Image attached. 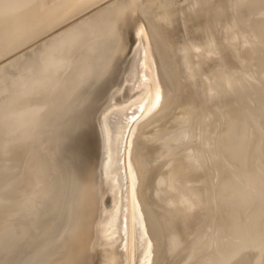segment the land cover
<instances>
[{
  "label": "bare ground",
  "instance_id": "6f19581e",
  "mask_svg": "<svg viewBox=\"0 0 264 264\" xmlns=\"http://www.w3.org/2000/svg\"><path fill=\"white\" fill-rule=\"evenodd\" d=\"M94 1H96V0H0V58L3 55H5V53H7V52L15 49L16 47H19L20 45H22L25 41H28V40L32 39L33 37H35L36 35L43 33V32H47L48 30L52 29L57 24L61 23L63 20L68 18L69 16H72L77 11L79 12V11H82L84 8L87 9L88 7L93 6V5H91V3H93ZM121 1H123V0H121ZM124 1L125 2H123V4H119L120 3L119 1H117L118 3H116V2L111 3L110 2L109 6H112L111 4H114V3H116L119 6L115 5L116 6L115 9H112L110 7V9H112L113 12H110L107 9L108 7H104V8H106L105 9L106 12L102 11V13H105L106 15L105 14L104 15L98 14L99 16L100 15L103 16V19L105 18L104 16L108 17L107 14H109V15H110V13L112 14L109 16L110 19H108V18L104 19V20L108 19L109 24L108 25L103 24V25H105V27L103 26V29H101L102 27L99 28L98 26L96 27V26H93L92 24L90 26L89 25L84 26L83 22L85 24V21L87 19L85 20V17H84V19L81 18L80 20L76 21L75 20L76 17H75L73 19V23H70L67 26H65V24H63L65 27L63 26L64 28L62 27L59 31L56 30L57 32L53 31L54 32L53 35L51 32L50 37L47 39V41H49L48 46H50V48H49L50 50H48L46 57H44L45 59L42 60V61L46 62V64L43 63V64H45V67H46L44 69H46V71H47V72H45L46 76H45V74L42 73L44 75L43 78H40L42 76H39V79H37L38 77H35L33 75L35 77L34 78L35 81H33V84L29 83L30 86L32 85L31 88L28 87V89H31V90H28L27 88L26 89L25 88L20 89V88H18L19 86L17 85L16 88H18L19 90L13 91L15 93L11 94L9 96V97H11V101L9 100L10 101L9 104L7 103L9 106L5 105L6 111H4V108L3 109L0 108V109H2V110H0V112H1L0 115L1 114L5 115V119H2L3 117L2 118L0 117L2 119V120H0V125H2V126L6 125V126H4V130L2 129V131L4 132L3 134H6V132L9 133V131H10V133L13 131H16L17 130L16 128H18V126H20V124L24 121L25 116L23 113H26L29 110H32V112H33V109H35V111H37L42 106H44V101L49 96V93L52 90H54L56 81H59V79H60V77H58V80H56L57 79L56 74L59 72L60 74L59 73L58 74L63 76L62 74L64 72H62V71L69 69L67 67L70 66L69 65L70 61H71L70 57H72V55H74L75 52H78V54H77L78 60L79 59L80 60H79L78 65L75 68L76 72H74L75 70L73 69L72 76L69 78L72 83L71 84L69 83L70 84V86H69V84L66 85V83L63 82L65 84V86H63V89L61 88V90L56 92V94L54 93L55 95L54 94L51 95L52 96L51 99H53L51 102L52 106H50L48 108V110L46 109V111L44 112L46 114L45 116H47L48 113L53 112L54 116H52V118L55 117L56 119L51 120L52 118L50 117L51 118L50 121L46 125H44V128L43 127L40 128L41 132H38L41 134V136H39L40 138L36 137V141H35V143H36L35 149L36 150H35V152H37L38 155L40 156L39 159H37V160H39V161L41 160L39 163H40V165H43L42 170L45 174L44 177L49 176V178L51 179V182H50L49 187H48V189H50V192H49V195H42L38 204L36 206H34L33 209L31 210V215L29 216V220H28V227L30 226L29 238L31 239V245L28 246L29 249L26 250L25 253H23V254L21 253L22 255L16 260V262H19V264L31 263L32 260H34V258H38L39 256H43L45 259L46 258L50 259V261H52L54 257H59L58 254L65 252L67 245L70 243V241L75 236L76 231L79 229L82 230L83 228H85V227H82V228L79 227L81 225V222H84L83 223V225H84L85 222H87V219L91 218L93 216L92 212H93L94 208L91 206L92 205L91 200L88 197V195L90 196V194H89V191H90L91 192V198L93 196L96 198L98 195V192L96 191L95 186L92 187L93 183H94L93 178L87 179V180L82 179L83 177H85L84 175H85L86 166H87L89 158H90V152L87 151V153H85V150H84L85 146L84 145H85V141H87L90 145V149H91V147H93L94 141L92 140V138L94 135V127H96V124L99 125V123H100L99 117H98V119L94 118V115L96 113V110H94V109L96 107V104L100 101L101 97L105 94L106 96L103 100H105L104 102H106L109 105L115 104L116 101H118V100H119L118 103H122V102L126 101L125 98H121L123 96H126V93L122 91V90H124V86L123 87H120V86L127 84L129 82V80H131V78H129V76H130L129 73H126V77H122L120 79V80H122L121 84L120 85L117 84V87L115 85L116 88L112 89V85H111V90H110V89H108V87L110 86V84L115 82V80L113 81L112 77L115 74L116 64L118 63L119 67H120L121 63H123L125 58H126V55H127L126 52H128L127 49H129L128 45L131 46V44L128 43L129 38H130V41L134 42L133 41L134 40L133 34H132L133 31L136 30L135 33L136 34L138 33V35L143 33V26L141 25L142 19H145V21H146L145 23L148 26V29L150 32L149 35H151L150 38H152V41H153V45H151V47L153 46V48H154V51L156 54L155 59L157 61V67H156V69H154L155 70V72H154L153 69L151 70V67H152L151 63L148 64L149 60L147 62V58H145V56H146L145 53H142V56H140V54H139V57L137 56L139 59L141 58V60H142L143 76L145 77L148 75V78H150L149 76L151 75V84L149 85V87H150L152 92H150L148 94L150 96V99L147 100L148 102L145 105L146 115L148 112L150 113V112L154 111L152 113V115L150 114V115H148V117L153 116L154 119L157 118L158 115L160 117L161 115L159 113L160 112L163 113V109L166 110V108H163L164 104H167L169 101H171V97H175L173 95L171 96V94H172L171 88L169 85H167L168 84L167 80L171 82L172 81L171 79H173V77H175L177 79L179 78L180 80H182V82L180 80H178L179 82L177 84L181 83L180 85H184L185 87L187 85V84H183L184 83L183 78H185V77L181 76L180 75L181 73L178 74L179 70H181L184 67L179 66V68H180L179 70L177 67H176V69L174 67L171 70L168 67H166L165 61H168L167 58L170 57L169 54L167 53L169 51V50H167L168 48H166L167 43H166L162 33H160V32L157 33L153 24L150 22L149 19H147L146 16L148 15V13H146L145 10H144V13H146L147 15L140 13V5H139V2L138 3L136 2V0H129L128 2L126 0H124ZM188 1H190V0H188ZM188 1H186V2L188 3ZM244 1L245 0H237V1L234 0V2H238L239 5L243 4ZM186 2H184V3H186ZM222 2L223 3H218V4L224 5L225 4L224 2H226V1L222 0ZM232 2H233V0H231V3ZM262 2H264V0H252L250 4H251V7L255 8L258 4L260 6H262L263 5ZM184 3H182V4H184ZM203 3H198L196 5L197 6L196 8H198L199 4L202 5ZM95 4H97V3H95ZM98 5H101V4H98ZM184 5H186V4H184ZM208 5L205 4L204 5V6H206L205 8H208ZM96 7H97V5H96ZM112 7L114 8V5ZM200 8H202V7L200 6ZM223 8H224V6H223ZM179 9H182V8H179ZM217 9L218 8L214 7V9H212V12L214 11V13H215V10H217ZM163 10L164 9H162V11ZM183 10H185V9L183 8ZM183 10H182V13L183 12L187 13V14L183 13V15H189V16H187V18L190 19L191 12H190V14H188V12H187L188 10H186V11H183ZM199 10H200L199 8H198V12L196 10H194V13L195 14L200 13L201 11H199ZM203 10H202V12H205ZM107 11H109V12H107ZM159 11H161V9H159ZM164 11H166V10H164ZM219 11H217V12H219ZM166 12H168L167 13L168 14V22H169V20L172 19L171 24L174 25L173 23H176L179 16L176 17V19H174L173 17H175V16L172 17L171 14L172 15H173V13L177 14V12H175V11L169 12V10H167ZM214 13H213V15H218V13H216V14H214ZM82 14H80V15H82ZM183 15H181V16H183ZM197 15L194 16V19L192 18L193 16H191V18L193 20H196L195 17H198ZM219 15L221 16L220 13H219ZM170 16L172 18H169ZM263 16H264V14H263ZM87 17L89 18L90 16H87ZM100 17H98V18H100ZM98 18L93 16V19H97L96 21L98 23H101V22H99ZM182 18L185 19L186 16L182 17ZM198 18H200V17H198ZM202 18L205 19V17L203 15H202ZM221 18L224 19L222 16H221ZM93 19L91 17V21H93ZM100 19H102V18H100ZM192 19H190V21L186 20L185 23L186 22L192 23L193 22V21H191ZM74 20H75V22H74ZM89 20H90V18H89ZM173 20H176V21L174 22ZM96 21H94V23ZM100 21H102V20H100ZM200 21H202L201 18H200ZM88 22L91 23L90 21H87V23ZM160 22L162 23V21H160ZM262 22L264 23V18H262ZM220 23H222V22H220ZM239 23H240V25H239ZM239 23H238V25L240 28L241 22H239ZM169 24H170V22H169ZM169 24L165 23V24H163L164 26L160 25L161 29L163 28V29L167 30ZM233 24L237 30L238 26L235 23H233ZM165 25H167V27ZM175 25H176V28L174 27ZM175 25L171 29L168 28V31H166V32L162 31L163 29L161 31L163 33H166L165 35H168L167 33H169L170 31L171 32L176 31L177 27H179V29H180L181 26H179L178 23H176ZM210 25H211V23H210ZM190 26L191 25L189 24L188 27H190ZM169 27H171V26H169ZM56 28H54V29H56ZM210 28H211V26H210ZM148 29H147V31H148ZM169 29H170V31H169ZM172 29H174V30H172ZM179 29H178V32L170 33V35H172V36H173V34L174 35L177 34L176 36H178V37H176V36H175L176 38H173L172 36L168 37V38H171L170 40H176V43H178L176 45L175 41L174 42L171 41L170 43H173L172 45L180 46L182 44L181 40H178L181 38L179 36V35H181ZM114 31H115V36H114L115 41H112L113 43L109 46V50L106 51V54H102L101 52H98V53L95 52L94 53L93 51H95V50H93V49L97 48V45H98V47H101V45L103 43H106L107 40L112 37ZM190 32H192V30ZM178 33H179V35H178ZM88 35H90V38L92 37L91 39L93 41L87 40L88 42L84 43L83 38L86 39L85 37H88ZM130 35L132 37H130ZM196 36L197 37L200 36L199 33H197ZM194 37H195V35H194ZM197 37L194 39L197 40ZM43 38H45V36H43ZM202 38H204V36ZM163 40H164V42H163ZM196 40H195V43L196 44L198 43V45H199V43H201V39L197 40V42H196ZM41 41H43V39H41ZM152 41H151V43H152ZM110 42H111V40H110ZM179 42H181V44H179ZM33 43L34 42H32L31 44H33ZM186 43L188 44V42H186ZM186 43H183V44H186ZM188 45H186L185 47L189 48ZM198 45H196V46H198ZM102 46H104V45H102ZM176 46H174V47H176ZM45 48H47V47H45ZM45 48H42V49H45ZM190 48H192V47H190ZM190 48L186 51L190 50L189 56L194 57L193 55H191L192 49H190ZM101 49H103V48H101ZM131 49H132V47H131ZM176 49H179V48L176 47ZM57 50H58V52H56ZM87 50H92L91 53H93V54H87V53H89V51H87ZM98 50H100V49H98ZM104 50H106V49H104ZM172 50H174V49H172ZM181 50H183V49H181ZM18 51H20V50H18ZM135 51L133 52V50H132L131 51L132 54L135 55V53H136ZM186 51L183 53H186L188 56L189 52H186ZM176 52L178 53V56L180 55L178 57V59L179 58L181 59L180 62H182V58L184 59L182 64L183 63L186 64L187 61H185V60L190 59V58L189 59L186 58L187 57V56H185L186 54L185 55L181 54L180 49L178 51L176 50ZM13 53H15V52L13 51ZM43 54H44V52H43ZM94 54H96V55H94ZM174 54H175L174 57H176L177 54L176 53H174ZM12 55L13 54H10L8 57H10ZM170 55H171V53H170ZM12 57L14 58V56H12ZM35 57H37V56H35ZM42 57H43V55H42ZM92 57L96 62H97V59H101V57H102V60L104 57L106 59V61L102 62L101 64L99 62L100 66H98L99 64H97V66H94V67L91 66L93 68H90V66L87 64V61H88V59H92ZM73 58H75V57H73ZM196 59H195V61H196ZM34 60H36V59H34ZM128 60H130V58ZM177 60L175 59V61H177ZM17 61H21V60H17ZM27 61L28 60H26V62ZM131 61L132 60H130L129 62L131 63ZM188 62H190V61H188ZM12 63H14V61ZM2 64L4 67V62ZM6 64H8V63H6ZM24 64H25V62H24ZM73 64H75V63H73ZM178 64H179V62H178ZM182 64H180V65H182ZM192 64L190 66L187 63V65H183V66H185L186 68L188 66H190L192 68L195 66ZM200 65L201 64L198 63L199 68L202 67L203 63L201 66ZM26 66H28V65H26ZM38 66L39 65H37L36 67H38ZM204 66H205V63H204ZM32 67H34V66H32ZM6 68H7V66H6ZM21 69H23V68H21ZM35 69H37V68H34V70ZM44 69H41V70H44ZM187 69H188V73H190L189 70L195 71V68H192V69L187 68ZM203 69L205 71V67ZM4 71H6V70H4ZM27 71H29V70L27 69ZM37 71L40 72V70H37ZM37 71H36V73H38ZM61 72H62V74H61ZM14 73H15V71H14ZM30 73H32V72L30 71L29 74ZM196 73H197V69H196V72H194V74H196ZM87 74L90 75V76L89 75L87 76V80L90 79V81H92V82L89 84V86L86 90L84 89L79 93L76 92L77 91L76 88L79 89L80 86L82 87V84L84 83V80H85L84 77ZM194 74L190 73V75L186 74L185 76L187 77V75H189V77L190 76L194 77ZM162 77H163V80H162ZM0 78H3V77L1 76ZM10 78H8V79H10ZM14 78H16V77H14ZM20 78H21V76L18 78V80ZM64 78H63V81H64ZM26 79H28V78L26 77ZM192 79L193 78H191L190 80H192ZM30 80L28 82H30ZM25 81L26 80H24V83H25ZM214 81H217V80L215 79ZM214 81H212V80L208 81L209 84H207V82H206L207 85H205L203 87H202V85H204V82L203 81H202L203 83L200 82L202 84L201 85V87H202L201 91H202V89L206 90L207 92H209V94H210V92H211V94L214 92L221 94L219 92H226L227 91L226 87L223 88L220 86V84H219V86H217L218 83L214 82ZM9 82H11V81H9ZM210 83L211 84L217 83L215 85V87L217 86L218 88L217 87L216 88L219 90H221L220 88L225 89V91L217 90V91H219V92H217L215 90L210 91V90H207V88H204L207 86L212 87L210 85ZM3 84L5 85V83H3ZM12 84L15 85L16 83H12ZM18 84L21 86V83H18ZM26 85H28V84H26ZM192 85H190V86H192ZM60 86H61V84H59L58 87H60ZM49 87H51V88H49ZM227 87H230V86H227ZM182 88H184V87L182 86ZM190 88H192V87H190ZM190 88L188 91H190L191 93H189L187 91L189 95L192 94V91ZM212 88L215 89L214 87H212ZM212 88H211V90H213ZM65 89H68L69 91L65 92ZM179 89L180 88H178L177 90H179ZM7 90H9V89H7ZM186 90H187V88L184 91H186ZM255 90H257V89H255ZM4 91H6L5 88H4ZM9 91H12V90L10 89ZM206 91H204V92H206ZM0 92H2V90ZM6 92H8V91H6ZM249 92H251V91H249ZM52 93H53V91H52ZM74 94L75 95L77 94V95L71 99V97ZM228 94L230 95V93H228ZM245 94H247V93H245ZM260 94H261L262 100L264 101V90L260 89ZM3 95H4V93H3ZM189 95H186V96H189ZM202 95H203V93H202ZM53 96H55V97H53ZM135 96L138 98L140 96V93L138 95H135ZM203 96H201V97H203ZM231 96H232V94H231ZM234 96L235 97L228 99V104L232 108V120H231V123L229 124V127H227L226 131H224V133H223V137L221 140L222 144L220 145V147L222 146V150H220V152L225 151L226 155L228 156V159L230 161V169H228V171L230 173V178L227 177V179H224V181H220V183L217 184V186L215 188L216 196H215V198H213L211 200V204H213V208L216 211V215H217V212L219 214L218 219H220V221H221L220 225L223 226L222 228H224V227L229 228L230 229L229 234L235 235L234 237H237L239 239V242L241 243V241L250 242L252 239H254L256 237L260 238V239H264V227L261 226L264 224V219L259 215V212H260L259 211V206H260L259 201L264 198V113H261V117L258 118L259 117L258 113H255L254 109H250L249 107L244 105V101L241 98V95L238 94V95H234ZM35 97H37V98H35ZM40 97H44V99L42 98L40 101L39 100ZM190 97H187L189 99V101L186 99V100L181 102V103L185 104V106L179 105L180 112L177 110L176 111L177 115L180 116V114H178V112L181 113L184 111V113H185L186 111L182 110V109L184 107H186L185 109L187 110V105L189 108H188L186 113L188 114L190 112L189 110L191 109V105L193 106V104H191L193 102L192 100H193V98H195V97H193V98L191 97L192 98L191 99ZM2 98H4V97H2ZM2 98H0V99H2ZM7 98H4V99L6 100ZM205 98H206V96H205ZM210 99H211V96H210ZM47 100H50V99L47 98ZM190 100H191V102H190ZM185 101H188V102H185ZM187 103H189V104H187ZM194 103H195V99H194ZM1 104L2 103H0V107H1ZM4 104L5 103H3V105ZM101 104H102V101H101ZM161 108H162V110H160ZM54 109L57 111H55ZM155 110L160 111V112H158V114H157V112ZM2 111H4V112H2ZM206 111L208 112L209 110H206ZM29 112H31V111H29ZM154 113H155V115H153ZM214 113H216V112H214ZM156 114H157V116H156ZM206 114L207 113H205V115ZM222 114H225V113H222ZM177 115H174V116H177ZM205 115H204V117H205ZM154 116H156V117H154ZM207 116H208V114L206 115V118H209ZM48 117L49 116H47L45 119L47 120ZM148 117H146L145 120L143 119L144 122H142L143 120L140 122L134 120L133 126H130L128 128L129 131H127V135L125 138V147L123 149V161H124V163L132 164V171L134 172L135 178L137 180L135 194L137 197V203H138V207H139L142 229H143L144 234L146 236V238L144 239L145 245H146V248H144V251L146 250L145 251L146 253H144V258L147 259L146 264H160V261L158 262L156 260L157 259L156 253H157L158 249L160 248V245L163 242L161 237L163 234L162 231H164L165 228L167 229L169 225L173 227V228H171L173 231H169L168 235H166L164 233L168 237V245L170 248H172V250L177 251L175 249H177L178 247L181 249L182 247H180V246L184 245L183 243L180 245L181 242L178 241L179 236H178V234H176L178 231L177 230L174 231V229H176L174 227H176L178 224H176V226H173V225L179 219H180L179 221H182L181 224H187V218L190 217L193 207L196 205L197 202L200 201V196L198 194V190L196 189V186L195 185H192V186L187 185L188 182H192L194 179H196L197 173H200V172L195 173L192 169H189L188 166L185 164H178V165L174 166V168L170 171L171 177L172 178L174 177L173 179L179 180L181 182L182 186H181L180 191H179L180 192L179 199L186 201V205H185L186 208H185L183 213L179 209H176V211L178 210V213H179V211H180V213H182V214H179V217H177L178 213L175 210H173L172 208L167 207L165 209V211L163 212V215L158 219V217L156 216L157 213L155 211H153L152 208H148L146 206V204L148 205V203H146V204L144 203V199H145L144 198L145 197V191L144 190L145 189H142L143 187L141 188V185L143 186V182H147V178H148L147 177V170L149 168L148 165H150L152 163V161H150L149 159H146V160L143 159L141 157V153H140V141H139L140 129L143 128L142 126L149 124V119L151 121L153 119V118L147 119ZM168 118H171V117H168ZM174 119H176V118H174ZM146 120H147V124H145ZM203 120H206V119H203ZM170 121H171V119H170ZM25 122H27V121H25ZM25 122L22 124H25ZM137 122H139V123H137ZM206 123H208V122H206ZM220 123H221V121H220ZM135 124H137V125H135ZM222 124H227V123L222 122ZM222 124H220V125H222ZM23 126H25V125H23ZM165 126H167V124ZM186 126H188V125H186ZM1 127H0V129H1ZM168 127H169V125H168ZM209 127H210V125H209ZM159 130H160V132H163L161 129V126H160ZM188 130H189V128H188ZM168 131H170V130H168ZM178 131H180V129ZM43 132H44V135H43ZM13 133H16V132H13ZM0 134H2L1 130H0ZM3 134L1 136H3ZM12 136H14V135H12ZM12 136H11V138H12ZM0 139L2 140L3 137H1ZM14 139H16V138H14ZM187 139L188 138H186L185 140H187ZM9 140H11V139H9ZM13 141H15V140H13ZM17 141L19 142V139ZM192 141L188 142V144H185V146L186 145H192V144H189V143H192ZM5 142H6V143H4V144H6L5 147L6 146L12 147L11 149L8 148L9 150H7L5 152V153H7L6 157H7V161H8L7 162L8 166H12L13 164H15L16 159L19 158L18 153H20V151H18L19 149L17 147H16L17 150H16V148H13V147H15L14 142L12 144H9V145H7L8 142L6 140H5ZM0 144H2V143H0ZM194 145H192L191 147H193ZM185 146H183V147H185ZM5 147H3V148L5 149ZM31 147H33V146H31ZM194 147H196V145ZM4 149H2V150H4ZM12 149H14L15 151ZM28 150L30 153V148H28ZM16 152H18V153H16ZM170 153L173 154L174 152H172V150H171ZM180 153L182 154L184 152L181 151ZM180 153L174 154L173 156L177 158V156ZM17 154H18V156H17ZM166 154H169V153L166 152ZM166 154L164 156H166ZM34 155H36V154H34ZM142 155H143V152H142ZM171 155H169V156H171ZM173 156H171V157L173 158ZM0 157H1V155H0ZM6 157H3V158H6ZM176 158H174V159H176ZM2 160H4V159H2ZM2 160H0V162H2ZM165 161H167V159H165ZM4 163H6V161ZM20 163H19V165H21ZM46 165H51V167L49 166V170L45 169ZM31 166H33V165H31ZM222 167H226V165H224L223 163L220 164V168H222ZM26 168H28V167H26ZM38 168H40V167H38ZM2 169L4 170V167ZM28 169H30V168H28ZM50 169H51V171H50ZM3 170H1V171H3ZM5 171H7V170L5 169ZM33 171H34V169H33ZM36 171H38V170H36ZM156 172H158V171H156ZM222 172H223V170H222ZM2 173H4V171ZM10 173H12V172H10ZM37 173H39V172H37ZM16 175H18V174H16ZM46 179H48V178H46ZM2 183H3V181H2ZM40 183L42 186V182H40ZM16 185H18V184H16ZM37 186H40V185L38 184ZM46 186H44V187H46ZM46 189L47 188H44V190L42 192L43 193L46 192ZM163 190H165L164 187H163ZM5 191L4 192L2 191V193L4 194ZM11 191L15 192V190H11ZM82 192H84L85 195H86V193L88 194V195H86V198L83 197ZM2 193H1V195H3ZM11 193H13V192H11ZM11 193H9L8 195H11ZM20 193H22V192H20ZM27 193L29 194V192H27ZM169 193H171V192H169ZM163 194L164 193L162 192V194H160V195H163ZM170 195L172 196V193ZM14 196H16V195L14 194ZM158 196H159V194H158ZM160 197H162V196H160ZM9 198H11V196ZM155 198H157V197H154V199ZM164 200H165V198H164ZM8 201L10 203H12L10 201V199H8ZM160 201H162V199ZM172 201H174V200H171V202ZM175 203L178 204V202H175ZM263 205H264V203H263ZM176 206H178V205H176ZM178 207L181 208L182 206H178ZM253 208H254V210H253ZM1 209H4V208H1ZM205 209H206V207H205ZM101 211H102V209H101ZM174 211H175V214H174ZM195 216L197 217V215H195ZM247 217H248V221L246 219ZM101 218H100V220H101ZM193 220H190V221L194 222ZM203 220H201V221H203ZM251 220L253 221V223H251V225L249 227L246 226V222H249ZM73 223L76 224L78 228L71 230ZM14 224H16V223H14ZM8 226H10V225H8ZM85 226H86V224H85ZM189 227H191V226H189ZM183 229H184V227H183ZM254 229H255V233L253 232L254 233L253 234L252 231ZM219 231H220V229H219ZM186 232L187 231L183 230L184 235ZM216 232H217V230H216ZM221 232H222V230H221ZM221 232H219V233H221ZM246 232L249 235H247ZM219 233H218V235H220ZM205 234L209 235V233H205ZM180 235H182V234H180ZM192 237H193V235H192ZM217 237L218 236L216 235L215 240L217 239ZM187 238H188V236H187ZM198 238H200V237L198 236L197 239ZM203 239H209V238H207V236L205 238L202 237V240H201L202 242L204 241ZM163 240H165V239H163ZM194 240H196V239H194ZM234 240H236V238H234ZM234 240L231 241V243H233ZM189 241H191V240H189ZM208 241H206V242H208ZM26 242L27 241L25 240L24 243H26ZM198 242H199V239H198ZM189 243H185V244H188V246H189ZM191 243H192V241H191ZM191 243H190L191 247H189V249H188V247L186 248V249H188L187 251H189L190 249H192V247H194V246H192ZM240 243L239 244L236 243L235 247H233L231 250H227V248L224 250H226L227 252L230 251V253L232 252V254L235 255L238 248L242 246ZM194 244H195V242H194ZM207 246H208V244L205 245V247H207ZM229 246L232 247L233 245L231 246L228 244L227 247L229 248ZM250 246L245 245L243 247L248 248ZM243 247H241V248H243ZM194 248H196V249H194ZM194 248L192 249V251L191 250L190 251L191 252L198 251L197 247H194ZM186 249H185V252H186ZM204 249L205 248L203 247L202 251H205ZM247 250L248 251L246 252V254L247 253L250 254V251H253L251 248H248ZM163 251H165V250H163ZM219 251H223V249L218 250L217 252H219ZM244 251H246V250H244ZM185 252H183V254ZM210 252H212V251H210ZM242 252H240V255L244 254ZM220 253L221 254H219V256H221L223 252H220ZM159 254H160L159 257H161V253H159ZM174 254H176V252H174ZM187 254H190V253L187 252L186 255ZM196 254H198V253H196ZM196 254H194V256ZM249 254L246 255L247 258H243V257H245L244 255H243V257L239 256V258L240 259L243 258L242 260H246V259L250 260L252 258L249 259V257H251L254 253H252V255H249ZM199 255H203V254L200 253ZM179 256L181 257L179 259L183 258L181 255H179ZM194 256L193 257L190 256L191 258H193V259H191V261H189L190 259H186L185 261L188 260V262H189L188 264H190V263L192 264V261L194 260V258L197 255L195 257ZM203 256H205V254ZM207 256L209 257V258H206V259H208V262H210L209 261L210 259H212V261H215V260H213L212 257H210V255H207ZM213 256H215V255H213ZM219 256H218L219 259L216 258V261L217 262L219 261L218 264L220 262H222L220 264H224L223 261H220L221 258ZM176 257H178V256H176ZM215 257H217V255ZM146 259H145V261H146ZM197 259L198 258H196V261H197ZM170 260H171V258H170ZM145 261L143 263H145ZM205 261H207V260H205ZM172 262L173 261H171V263ZM217 262H215V263H217ZM203 264H207V262H203ZM208 264H211V262ZM251 264H252V262H251Z\"/></svg>",
  "mask_w": 264,
  "mask_h": 264
},
{
  "label": "rangeland",
  "instance_id": "374dc122",
  "mask_svg": "<svg viewBox=\"0 0 264 264\" xmlns=\"http://www.w3.org/2000/svg\"><path fill=\"white\" fill-rule=\"evenodd\" d=\"M117 1L120 2L119 4H123V2H125L124 0L123 1L117 0ZM117 1L116 0H109V1L108 0H101V1L97 2V4H94L93 6L88 7L87 9H85L84 11H82L78 15H76L75 16L76 18L73 17L70 20H68L69 22L68 21L64 22L60 26H58L56 29H53L51 31L52 35L54 32H57L56 30L59 31L64 26L63 24H65V26H67L68 24L73 23L74 18L77 21V20H80L81 18L84 19V17H85V20L86 19L87 20L85 21V24L83 22L84 26H87V25L90 26L92 24L93 26H96V27L98 26L99 28L102 27L101 29H103V26L105 27V25H103V24H106V25L109 24L108 19H110L109 16L112 14L111 13H110V15L107 14L108 17L104 16L105 18H108V19L104 20L105 18L103 19V16H101V15H104L105 13H102V11L106 12V10H105L106 8H104V7H108L107 9L110 12H113L112 9L116 8L115 5H117L116 4V3H118ZM126 1L128 2L129 0H126ZM186 1H188V0H136V2L137 3L139 2V5H140V13H143L144 15H147L146 13H148V15L146 16L147 19H149L150 22L153 24L157 33L158 32L162 33V35H163V37L167 43L166 48H168L167 50H169L167 53L169 54L170 57L167 58L168 61H165L166 67H168L170 70L174 67H175V69L177 67L178 70L180 69L179 66L184 67L181 70H179L178 74L181 73L180 75L185 77V78H183V81H184L183 84L188 85V86L186 85V87H185L184 85H180L181 83L177 84L179 82L178 80H180V79L179 78L177 79L175 77H173V79H171L172 80L171 82L167 80V83H168L167 85H169L171 88V93H172L171 96L173 95L175 97H171V101H169L168 103L166 102L167 104H164L163 108H166V110L163 109V113L160 111H156L157 109L155 110L157 112V114H158V112H160L159 113L161 115L160 117H159V115L157 116V114H156L157 118H155V119L153 118V116L148 117V115H150V114L152 115V113L154 112L153 111V112L148 113L143 118L144 120L146 117H148L147 119L153 118L152 121L149 119V124H147V120H146L145 124H147V125L142 126L143 128L140 129V137H139L141 157L145 160L149 159L150 161H152V163L150 165H148L149 168L147 170V177H148L147 182H143V186L141 185V188L143 187L142 189H145L144 190L145 191L144 203L145 204L148 203L149 206L147 204H146V206L148 208H152V210L157 213L156 216L158 217V219L163 215V212L165 211V209L167 207L172 208L175 211H176V209H179L183 213L185 208H186L185 207L186 201L179 199V196H180L179 191H180V188L182 185H181V182L179 180L173 179L174 177L173 178L171 177L170 171L174 168L175 165L185 164L188 166L189 169H192L195 173L200 172V173H197L196 179H194L192 182L187 183V185H190V186L195 185L196 186V189L198 190V194L200 196V201L197 202L196 205L193 207L190 217L187 218V224H181L182 221H179L180 220L179 219L173 225V226H176V224H178L176 227H174V228H176V229H174V231H176V230L178 231L176 233L179 236L178 241L181 242V243L179 242L180 245L182 243L184 245L180 246V247H182L181 249L178 247L180 250L178 248L175 249L177 251H174V250H172V248L169 247L168 237L166 235H168L169 231H173L171 229L173 227L169 225L167 229L165 228V230H164L165 232L162 231L163 234H162L161 238H162L163 242L160 245L161 249L159 248L157 253H156V258H157L156 260L158 262L160 261V264H188L189 263L188 260L187 261H185V260L190 259L189 261H191V259H193V258H191L190 256L193 257L194 254L198 253V254H196L197 256L195 255L196 257L194 256L195 258L192 261V264H203V262H207V264L211 262V264L212 263L214 264L215 262H217L216 258L219 259L218 256H219V254H221L220 252H223L222 255L219 257L221 258L220 261H223L224 264H251V262H252V264H264V239H260V238L256 237V238L252 239L250 242L241 241V243H240L239 239L237 237H234L235 235L229 234V232H230L229 228H227V227L222 228L223 226L220 225L221 221H220V219H218L219 214L217 212V215H216V211L213 208V204H211V200L213 198H215V196H216L215 188H216L217 184H219L220 181H224V179H227V177L230 178V173L228 171V169H230V161H229L228 156L226 155L225 151L220 152V150H222V146L220 147V145L222 144L221 140L223 137V133H224V131H226L227 127H229V124L231 123V120H232V108L228 104V99L233 98V97H235L234 95L239 94V95H241V98L244 101V105H246L250 109H254V112L258 113V116H259L258 118L261 117V113H264V101L262 100V97L260 94V88L257 86V82H263L264 83V23L262 22V18H264V16H263V14H264V12H263L264 11V2H262V4H263L262 6H260L258 4L254 8V7H251V4H250L252 0H245L244 3L241 4L242 6L239 5L238 2H234V0L232 3H231V0H223V1H226V2H224L225 3L224 5L218 4V3H223L222 0H204V1L203 0H200V1L199 0H190V1H188V3ZM235 1H237V0H235ZM110 2L111 3L116 2L114 4H111L112 6L114 5V8L112 6H109ZM184 2H186V3H184ZM203 2L204 3L206 2L205 4H207V5L209 4L208 5L209 9L205 8L206 6H204L205 4ZM182 3H184L186 5H184ZM198 3H203L202 5H200V4L198 5V8L200 9L199 11H201V12L195 14L194 10H196L198 12V8H196L197 7L196 5ZM98 4H101V5H98ZM96 5H97V7H96ZM117 6H119V5H117ZM200 6L202 8H200ZM223 6H224V8H223ZM110 7L112 9H110ZM214 7L218 8L217 10H215V13H214V11L212 12V9H214ZM179 8H182V9H179ZM183 8L185 10H183ZM159 9H161V11H162V9H164L166 11L169 10V12H172V11L177 12V14L173 13V15L171 14V16L172 17L175 16V17H173L174 19H176V17L179 16L177 21L176 20H173V21L174 22L176 21V23H178L179 26H181L180 29H179V27H177V30L174 31V32H178V29H179V31L181 33V35H179V33H178V35L182 39L180 37H179L180 39L177 38L178 40H181V42H182V44H181V42H179V44L182 45V46L180 45L181 47L176 46L178 44V43H176V40H170L171 38H168V37L172 36V35H170V33H174L173 31L171 32L170 29L173 28V26L176 23L172 22L174 24V25H172L171 24L172 19H171V20H169V22H170V24H169L168 14H167L168 12H166L164 10L161 12V11H159ZM144 10L146 11V13H144ZM182 10L183 11L188 10L187 11L188 14H190V12H191L190 19H192V18L194 19V16L198 14L197 16L200 17L202 21H200V18L195 17L196 20L192 19L191 20V21H193L192 23H189V22L185 23L186 20L190 21V19L187 18V16H189V15H183V13H186V12L182 13ZM202 10L205 12H202ZM109 11H107V12H109ZM217 11H219V12H217ZM213 13L214 14L218 13V15H213ZM219 13L221 14V16L224 19L221 18ZM80 14H82V15H80ZM98 14H101L100 15L101 17ZM201 14L205 17V19L202 18ZM181 15H183V16H181ZM87 16H90L89 17L90 20ZM93 16H95L96 18H98V17L102 18V19L98 18L99 22H101V23H98L96 21L97 19H93ZM171 16L169 18H172ZM185 16H186V18L183 19L182 17H185ZM191 16H193V17L191 18ZM91 17H92L93 21H91ZM207 18L208 19L210 18V19L208 20ZM75 20H74V22H75ZM100 20H102V21L104 20L103 21L104 23ZM87 21H90L91 23H89V22L87 23ZM94 21H96V22L94 23ZM142 21H141V25L143 26L144 32L146 34V42L143 43V41H142L140 44H145V46L148 48L149 58H150V61L152 63V68L154 70L157 67V61L155 59L156 54H155L154 48H153V46L151 47V45H153V41H152V38H150L151 35H149L150 32H149L147 24L145 23L146 22L145 19H142ZM160 21H162V23ZM208 21L211 23V25ZM238 21L241 22L240 28H239L240 23ZM220 22H222V23H220ZM165 23L169 24V26H171V27L168 26V28H170L169 29L170 32L167 33L168 35H165L166 33L162 32V31H165V32L168 31V28H167V30L162 28L163 29L162 30L161 26H160V25H163ZM233 23H235L238 26L237 30H236V27L234 26ZM238 23H239V25H238ZM189 24L191 25L190 27H188ZM165 26L167 27V25H165ZM210 26H211V28H210ZM174 27L176 28V25ZM147 29H148V31H147ZM172 30H174V29H172ZM191 30H192V32H190ZM51 32H49L50 34L48 33L47 35H45V38H43V36H42L38 39L33 40L32 41V42H34L33 44H31L32 42L28 43L27 45L18 48L17 51L15 50L14 51L15 53H13V52L10 53V54H13L12 56H14V58L12 56L8 57L10 54L7 55L8 58L6 56L0 58V61H1L0 62V77L1 76L3 77V78H0V91L2 90V92L5 95L4 96L3 93L0 92V98H2V97L7 98L8 97L6 100L4 98L0 99V103H2L0 108H2V109L4 108V111H6L5 105H8L9 102L11 101V97H9V96L11 94L15 93L13 91L19 90L18 88H20V89H24V88L28 89V87L31 88L32 85L30 86L29 83L33 84V81H35L34 80L35 77H38L37 79H39V76H42L40 78H43V76H44L43 74H45V76H46L45 72H47V71H46V69H44V68H46L45 67L46 62H44L42 60L45 59L44 57H46L48 50H50L49 49L50 46H48L49 41H47V39L50 37ZM197 33H199L200 36L197 37L196 36ZM132 34H133V39H134L133 41L134 42L130 41V38H129L128 43L131 44V46L128 45L129 49H127L128 52H126V54L132 53L131 51L133 50V48H135L136 44L138 45V42H140L139 36H137L134 33V31ZM176 35L173 34L172 37L173 38L178 37ZM194 35H195V37H194ZM114 36H115V31L113 32L112 37L108 39L109 41L107 40L106 43L102 44L104 46L101 45V47H98V45H97V48L93 49V50H95L93 52L94 53L97 52L98 49L102 50L101 48H103V50L106 49L104 51L109 50V46L113 43L112 41H115ZM203 36H204V38H202ZM130 37H132V36L130 35ZM196 37H197V40L201 39V43H199V45H198V43L197 44L195 43L196 39H194V38H196ZM85 38L86 39L83 38L84 43L85 42L87 43L88 42L87 40L93 41L91 39L92 37L90 38V35H88V37H85ZM41 39H43V41H41ZM110 40H111V42H110ZM197 40H196V42H197ZM151 41H152V43H151ZM171 41L172 42L175 41L176 45H172L173 43H170ZM163 42H164V40H163ZM186 42H188L189 45ZM183 43H186V44H183ZM225 43L230 44V45H235L236 49H234L233 51H230V48L227 47L225 45ZM195 44L198 46H196ZM186 45H188L189 48L192 47V48H190V49H192L191 55H193L194 57L189 56L190 50L186 51L189 49L188 47H185ZM174 46H176L180 49L181 54L185 55L186 53H183V52H185V51L189 52L188 56H187V54L185 55V56H187L186 57L187 59L190 58L189 60H185V61H187L186 64L185 63L182 64V62L184 60L183 58H182V62H180L181 59L180 58L178 59V57L180 55L178 56V53L176 52V50L178 51L179 49H176V47H174ZM45 47H47V48H45ZM131 47H132V49H131ZM42 48H45V49H42ZM171 48L174 50L176 49V50L174 51ZM181 49H183V50H181ZM18 50H20V51H18ZM100 50H98V51H100ZM87 51H89V53H87V54H93V53H91L92 50H87ZM43 52H44V54H43ZM56 52H58V50ZM170 53H171V55H170ZM174 53L177 54L176 57H174L175 56ZM77 54H78V52H75L74 55H72V57H70V60H71L70 64H69L70 66L67 67L69 69L66 68L67 70L62 71V72H64L63 74L61 72V74L63 76L59 75L60 74L59 72H58L59 74L58 73L56 74L57 75L56 80H58V77H60V79H59V81H56L54 90H52L53 93L51 91L47 98H49V99L52 98L51 95H53L54 93L56 94V92L59 91L60 88L63 89V86L65 85L64 83H66V85L71 83L69 78L72 76V73H73L72 71H73V69L75 70L76 65L79 63V60H80V59L78 60ZM42 55H43V57H42ZM35 56H37V57H35ZM73 57H75V58H73ZM34 59H36V60H34ZM175 59L176 60L178 59V60L175 61ZM195 59H196V61H195ZM17 60H21V61H17ZM26 60H28V61L26 62ZM2 61L4 62V67H3ZM13 61H14V63H12ZM188 61H190V62H188ZM24 62H25V64H24ZM178 62H179V64H178ZM201 62L203 63V65ZM6 63H8V64H6ZM43 63H45V64H43ZM73 63H75V64H73ZM187 63L190 66H191V64L195 65L194 67H192V68H195V71L189 70L190 73L194 74V72H196V69H197V73L194 74V77H191V76L189 77L190 73H188V69H187V68H190V69H192V68L190 66H188L187 68L185 66H183V65H187ZM198 63L201 64L202 67L199 68ZM204 63H205V66H204ZM180 64H182V65H180ZM26 65H28V66H26ZM37 65H39V66L36 67ZM6 66H7V68H6ZM32 66H34V67H32ZM204 67H205V71L203 69ZM21 68H23V69H21ZM34 68H37V69L34 70ZM27 69L29 71H27ZM41 69H44V70H41ZM4 70H6V71H4ZM37 70H40V72H38ZM14 71H15V73H14ZM30 71L32 72V73H30L31 75L29 74ZM36 71L38 73H36ZM154 72H155V70H154ZM186 74H189V75H187V77H186L185 76ZM20 76H21V78L18 80V78ZM14 77H16V78H14ZM26 77L28 79H26ZM64 77L65 78L67 77V78L65 79ZM8 78H10V79H8ZM63 78H64V81H63ZM191 78H193V79L190 80ZM215 79L217 81H214ZM24 80H26L25 83H24ZM29 80H30V82H28ZM162 80H163V77H162ZM210 80L217 82L218 83L217 86H219V84H220L221 87H223V88L226 87L227 91L226 92H219V91H225V89L220 88L221 90H219V89H217L218 88L217 86H216L217 88L215 87V85L217 83L216 84L212 83L213 85L210 83V85L212 87H214L215 89H213L210 86H207L204 88H207V90H210V91L219 90L217 92H219L221 94H218L216 92H214L212 94L210 92V94H209V92H207L206 90H203V89H202V91H203L202 92L201 88L203 86L209 84L208 81H210ZM9 81H11V82H9ZM180 81L182 82V80H180ZM202 81L204 82V85L201 84V83H203ZM206 82H207V84H206ZM3 83H5V85ZM12 83H16V84L14 85ZM18 83H21V86ZM26 84H28V85H26ZM59 84H61L60 87H58ZM17 85L19 86L18 88H16ZM190 85H192V86H190ZM201 85H202V87H201ZM182 86L184 88H182ZM227 86H230V87H227ZM188 87L193 88V89L190 88L192 91L191 95L188 94V92L191 93L190 91H188L189 90ZM4 88L8 92L4 91ZM49 88H51V87H49ZM178 88H180V89L177 90ZM186 88H187V90L184 91ZM211 88L213 90H211ZM7 89H9V90L11 89L12 91H9ZM255 89H257V90H255ZM28 90H31V89H28ZM204 91H206V92H204ZM249 91H251V92H249ZM244 92L247 93L248 95L245 94ZM202 93L204 96L202 95ZM228 93H230V95ZM231 94H232V96H231ZM186 95H189V96H186ZM190 96L192 98L195 97V98H193V100H192L193 102L191 103V104H193L194 107L191 105V109L189 110L190 112L187 114L186 112L189 108L187 105V110L185 109L186 107H184L182 109V110H185L186 112L184 113V111H183V112L179 113L180 112L179 105L185 106V104H183L181 102L186 100V99L189 101V99L187 97H190ZM201 96H203V97H201ZM205 96H206V98H205ZM210 96H211V99H210ZM53 97H55V96H53ZM35 98H37V97H35ZM42 98L44 99V97H40L39 100L41 101ZM47 98L44 101V106H42L40 109L38 108L39 110L36 109L37 111H35V109H33V112H32V110H29L31 112L27 111L26 113H23L26 118L24 117V121L22 123H24L25 121H27V122H25V124L21 123L20 126H18V128H16L17 130L15 129L16 131H13L16 133L11 132L12 133L11 134L9 131V133L6 132V134H3L4 132L2 131V129L4 130V126H6V125H4V126L0 125V127L2 126L0 130H1V133L3 134V136H1L2 134H0V138L3 137V139H2L3 141L0 139V141H1L0 143H2V144H0V151L2 152V153L0 152V155H1L0 160L4 159V160H2V162H0V173H1L0 174L1 175L0 176V198H1L0 200L2 201V202L0 201L1 202L0 203V205H1L0 206V220L2 219L0 221V235L5 233L6 231H10L12 228V225L14 223L20 222L21 220H23V218L26 217L25 215L28 213V211L32 210L33 207L38 204L42 195H49L50 189H48V187H49V184L51 182V179L49 177H44L45 174L42 170L43 165H40V163H39L41 160L40 161L37 160V159H39L40 156L38 155L37 152H35V150H36L35 149V147H36L35 146V144H36L35 143V141H36L35 136L38 133V129L37 130L33 129V131L31 130L32 119L34 117L40 116L44 112L45 108L50 107V106L48 107V105L50 103L48 102ZM194 99H195V103H194ZM188 101H185V102H188ZM190 102H191V100H190ZM3 103H5V104L3 105ZM189 103H187V104H189ZM2 109H0V110H2ZM160 110H162V108ZM177 110L179 111L178 114H180V116L177 115V113H176ZM206 110H209V111L207 112ZM4 111H2V112H4ZM204 112L208 114L207 117H209V118H206L207 114L205 115ZM214 112H216V113H214ZM222 113H225V114H222ZM153 115H155V113ZM174 115H177V116H174ZM204 115H205V117H204ZM156 116H154V117H156ZM172 116L176 119H174ZM0 117L1 118L3 117L2 119H5L4 114H1ZM168 117H171V118H168ZM1 118H0V120H2ZM170 119H171V121H170ZM203 119H206V120H203ZM144 120L142 122H144ZM205 121L208 123H206ZM220 121H221V123H220ZM222 122L227 123V124H222ZM166 124H167V126H165ZM220 124H222L223 126ZM23 125H25V126H23ZM159 125L161 126V129L163 132H160V130H159L160 126ZM168 125H169V127H168ZM186 125H188L189 127ZM209 125H210V127H209ZM188 128H189V130H188ZM179 129H180V131H178ZM168 130H170V131H168ZM12 135H14V136H12ZM11 136H12V138H11ZM14 138H16V139H14ZM186 138H188V139L185 140ZM9 139H11V140H9ZM12 139L15 141H13ZM18 139H19V142L17 141ZM5 140L8 142L7 145L12 144L14 142L15 147H13V148L17 147L19 149L18 151H20V153L16 152L19 154V158L16 159L15 164H13L12 166H8V163H7L8 161H7V157H6L7 153H5L7 150L11 149L12 147L11 146L5 147V145H6V144H4V143H6ZM189 140L190 141L193 140L192 143H189V144H192V145L195 144L196 147H194L195 145L193 147H191L192 145H186L185 146V144H188V142H190ZM31 146H33V147H31ZM183 146H185V147H183ZM3 147H5V149ZM1 148L4 149L5 151L2 150ZM17 148H16V150H17ZM28 148H30V153H29ZM170 149L172 150V152H174L173 154L170 153L171 152ZM174 149L175 150L177 149V150L175 151ZM12 150H14V149H12ZM181 151L184 153L181 154L180 153ZM142 152H143V155H142ZM166 152L169 154H166ZM177 153H180V154L178 155L179 157L177 156V158H176L173 155L177 154ZM18 154H17V156H18ZM34 154H36V155H34ZM165 154H166V156H164ZM169 155L173 156V158ZM3 157H6V158H3ZM174 158H176V159H174ZM165 159H167V161H165ZM5 161H6V163H4ZM19 163L21 165H19ZM222 163L224 165H226V167L220 168V164H222ZM31 165H33V166H31ZM3 167H4V170L2 169ZM26 167H28L30 169H28ZM38 167H40V168H38ZM5 169L7 171H5ZM33 169H34V171H33ZM1 170H3L4 173H2L3 171H1ZM36 170H38V171H36ZM222 170H223V172H222ZM156 171H158L159 173ZM10 172H12V173H10ZM37 172H39V173H37ZM16 174H18V175H16ZM46 178H48V179H46ZM2 181H3V183H2ZM40 182H42V186H41ZM16 184H18V185H16ZM36 184L37 185L39 184L40 186H37ZM44 186H46V187H44ZM163 187L165 190H163ZM44 188H47V189H46V192L43 193L42 191L44 190ZM11 190H15L16 193L14 191H11ZM2 191L3 192L5 191V193L3 194ZM19 191L22 193H20ZM11 192H13V193H11ZM27 192H29V194ZM162 192L164 194L160 195V194H162ZM169 192L172 193V196L170 195L171 193H169ZM1 193L3 195H1ZM9 193H11V195H8ZM14 194L16 196H14ZM158 194H159V196H158ZM10 196H11V198H9ZM160 196H162V197H160ZM154 197H157V198L154 199ZM164 198H165V200H164ZM8 199H10V201L12 203H10L8 201ZM159 199L160 200L162 199V201H160ZM171 200H174V201L171 202ZM175 202H178V204ZM263 203H264V198L259 201V205H260L259 206V211H260L259 215L264 219V205H263ZM176 205L182 206V207L180 208ZM205 207H206V209H205ZM1 208H4V209H1ZM254 208H253V210H254ZM175 211H174V214H175ZM180 211H179V213H178V210L176 211L178 213L177 217H179V214H182V213H180ZM195 215H197V217ZM246 219L248 221V217ZM190 220H193L194 222H192ZM201 220H203V221H201ZM251 223H253L252 220L249 222H246V226L249 227L251 225ZM8 225H10V226H8ZM189 226H191V227H189ZM261 226L264 227V224ZM183 227H184V229H183ZM182 229L184 231H187L185 233V235H184ZM219 229H220V231H219ZM216 230L218 233L221 232V230H222V232L219 233L220 235H218ZM253 232L255 233V229L252 231V233ZM205 233H209V235L205 234ZM180 234H182V235H180ZM215 234L218 236L217 237L218 240L217 239L215 240V237H216ZM192 235H193V237H192ZM247 235H249V234L247 233ZM187 236H188V238H187ZM198 236L200 237V238H198L199 242L197 239ZM204 236L205 237L207 236V238H209V239H203L205 242L204 241L202 242L201 240H202V237L205 238ZM193 238L196 240H194ZM234 238H236V240H234ZM163 239H165V240H163ZM189 240H191L192 243ZM233 240H234V242L231 243V241H233ZM206 241H208V242H206ZM189 242L192 244V246L197 247L198 251L191 252L194 247H192V249H190L191 251L190 250L187 251L189 249V247H191ZM194 242H195V244H194ZM185 243H189V246H188V244H185ZM236 243L237 244L240 243L242 245L241 247H243L245 245L246 246L251 245L248 248H251L253 251H250V254L249 253L246 254V252L248 251L247 250L248 248L245 247L246 248L245 249L244 247L243 248L239 247L237 252H236L237 254L235 253V255H234V254H232V252L230 253V251L227 252L226 250H224L226 248H227V250H231L233 247H235ZM207 244H208V246L205 247V245H207ZM228 244L231 246L233 245V246L232 247L229 246V248H228L227 247ZM187 247H188V249H186ZM203 247L205 248L204 249L205 251H202ZM185 249H186V252H185ZM194 249H196V248H194ZM222 249H223V251L217 252L218 250H222ZM243 249L246 251H244ZM163 250H165V251H163ZM145 251H144V253H145ZM173 251L176 252V254H174ZM210 251H212V252H210ZM239 251L240 252L243 251L242 253H244V254L241 253L242 255H240ZM183 252H185V253L183 254ZM187 252H189L190 254L186 255ZM251 252L254 254L252 255ZM159 253H161V257H159V255H160ZM200 253H202L203 255L205 254V256L199 255ZM248 254L252 255L251 257H249V259L250 258H252V259L242 260L243 258H247L246 255H248ZM179 255H181L183 258L179 259V258H181ZM207 255H210V257H212L213 260H215V261H212V259H210L209 260L210 262H208V259H206V258H209V257ZM213 255H215V256L217 255V257H215ZM243 255L245 257H243ZM176 256H178V257H176ZM239 256H242L243 258L240 259ZM170 258H171V260H170ZM196 258H198L197 261H196ZM205 260H207V261H205ZM144 261H145V258H144L143 262ZM171 261H173V262L171 263ZM218 262L215 264H218ZM220 263H222V262H220Z\"/></svg>",
  "mask_w": 264,
  "mask_h": 264
},
{
  "label": "water",
  "instance_id": "95a60500",
  "mask_svg": "<svg viewBox=\"0 0 264 264\" xmlns=\"http://www.w3.org/2000/svg\"><path fill=\"white\" fill-rule=\"evenodd\" d=\"M99 1L101 0H96L91 3V5ZM84 10L85 8L82 11ZM82 11H77L52 29L25 41L22 45L5 53L2 57L7 56L35 39L47 35L54 28L67 22ZM135 32L136 30H134V33ZM136 35L139 36L140 40V42H138L139 46L136 44L135 48H133V52L136 50V56L132 53L127 54L120 67L118 63L116 64L115 74L112 77L115 82L108 87L110 90L111 85L112 89L116 88L117 84H121L122 80L120 79L126 77V73H129V78H131V80H129L127 84L120 86H124V90L122 91L126 93V96L121 98H125L126 101L118 103V100L115 104H111V106L104 102L105 100L103 99L106 96L104 94L94 109L96 110L94 118L98 119L99 117L100 123L99 125L96 124V127H94V139L92 138L94 141L93 147L90 149V145L87 141H85V145L83 144L85 146V153H87V151L90 152V158L86 166L85 177L82 179L87 180L93 178L94 183L92 187L95 186L98 192L96 198L94 196L91 198L90 191V196L86 193L91 200V206L94 208L92 212L93 216L87 219V222H85L86 226L85 224L83 225L84 222H81V225L79 224V227L85 228L76 231L75 236L67 245L65 252L58 254L59 257H54L53 260L50 261V259L39 256L28 264H146L147 262L145 258L146 261L143 263L144 248H146L144 239L146 236L142 229L139 207L135 194L137 180L132 171V164L124 163L123 161V149L125 147L127 131H129L128 128L133 126L134 120L140 122L146 116L145 105L148 102L147 100L150 99L148 94L152 92L149 87L151 84V75L149 74L150 78H148V75L145 77L143 76L142 60L138 58L139 54L142 56V53H145L147 62L149 60L148 64L151 63L148 48L145 44H140L142 41L143 43L146 42L144 29L143 33L140 35L137 33ZM98 52L106 54V51L103 49L97 51V53ZM129 58L132 60L131 63L129 62L130 60H128ZM104 61H106L104 57L103 60L102 57L101 59H97V62L92 57V59H88L87 64L90 68H93L97 66L99 62L101 64ZM100 64L98 66H100ZM152 69L151 67V70ZM74 72H76V70ZM89 74L84 77L85 80L83 79L84 83L82 87L80 86L79 89L76 88V92L79 93L88 88L89 84L92 82L90 79L87 80ZM59 90H61V88ZM66 91L68 92L69 90L65 89V92ZM139 93L140 96L137 98L135 95ZM76 95L74 94L71 99ZM52 100L51 98L48 100L50 103L48 107L51 106ZM46 109L48 110V108H45L44 112ZM44 112L40 116L32 119L31 130L38 129V132H41L40 128H44V125L54 116L53 112L48 113L47 116L49 117L46 120L45 118L47 116H45L46 114ZM54 119L56 118L53 117L51 120ZM39 136H41V134L37 133L35 138ZM49 166L51 167V165H46L47 168L45 167V169L49 170ZM82 194L83 197L86 198L84 192H82ZM30 215L31 210L28 211L23 220L13 224V228H11L10 231H6L4 234L0 235V264H19L16 260L29 249L28 246L31 245V239L29 238L30 226L28 227ZM76 228H78L77 225L73 223L71 230ZM25 240L27 241L26 243H24Z\"/></svg>",
  "mask_w": 264,
  "mask_h": 264
},
{
  "label": "flooded vegetation",
  "instance_id": "af4514ba",
  "mask_svg": "<svg viewBox=\"0 0 264 264\" xmlns=\"http://www.w3.org/2000/svg\"><path fill=\"white\" fill-rule=\"evenodd\" d=\"M225 45L230 48V51H233L234 49H236L235 48V45H230V44H227V43H225ZM257 86L260 89L264 90V87H263L264 86V83L263 82H257Z\"/></svg>",
  "mask_w": 264,
  "mask_h": 264
}]
</instances>
